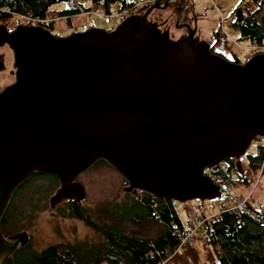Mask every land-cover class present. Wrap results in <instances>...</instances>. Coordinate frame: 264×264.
<instances>
[{
	"label": "water",
	"instance_id": "95a60500",
	"mask_svg": "<svg viewBox=\"0 0 264 264\" xmlns=\"http://www.w3.org/2000/svg\"><path fill=\"white\" fill-rule=\"evenodd\" d=\"M170 4L115 31L61 37L42 26L0 25L15 70L0 92V264L31 238L5 237L1 222L37 174L59 181L55 208L85 199L77 179L100 161L126 180L127 193L180 203L221 197L207 168L235 160L243 173L241 159L264 138V53L231 62L212 52L197 23L182 24L183 13L176 28L187 32L173 39L149 19Z\"/></svg>",
	"mask_w": 264,
	"mask_h": 264
},
{
	"label": "trees",
	"instance_id": "16d2710c",
	"mask_svg": "<svg viewBox=\"0 0 264 264\" xmlns=\"http://www.w3.org/2000/svg\"><path fill=\"white\" fill-rule=\"evenodd\" d=\"M135 1L0 0V23L8 25L15 17L27 21L33 19L40 21L38 26L53 32L58 21L66 20L71 27L73 17L80 15L82 10L90 11L100 2H105L109 8L124 9L132 6ZM243 1L245 3L239 4L232 13L236 17L232 27L238 32L240 42H256L264 47V0ZM59 4L64 7L55 9ZM175 4L178 5L175 10L176 17H179L184 11L185 0H177ZM151 6L153 5L145 8L142 14ZM184 17L186 19L187 15ZM30 20L28 25L33 24ZM212 41L213 53L238 64L247 61L229 51V40L221 28L213 34ZM223 49H228L232 58L226 57ZM254 55L256 54H252ZM263 160L264 145L257 146L253 153H247L241 159L243 173L239 172V175L242 184L250 186ZM227 163L230 169H237L235 160ZM101 165L107 163L100 161L95 167ZM39 179L53 180V183L49 182L52 187L59 185L57 178L40 174L22 185L14 195L1 222L4 235L9 229L10 222L22 216L21 213L14 211L18 196L30 183ZM153 198L152 195L142 192L136 195L126 194L122 205L107 204L100 207L97 210L98 221L94 220L82 204L67 201L68 215L66 213L62 215L83 222L94 232L95 239L60 242L40 250L34 249L29 240L3 264H203L205 260L211 264H264V211L254 208L241 214L223 212L212 218L202 230L206 244L198 239L194 247L166 262L168 253H172L181 242L174 230L185 225L171 200ZM155 211L160 215L161 222L156 219ZM207 211L208 209L204 208L196 212ZM155 224L160 226L157 235H145L144 231L148 233L146 230ZM128 225L131 228H128Z\"/></svg>",
	"mask_w": 264,
	"mask_h": 264
},
{
	"label": "rangeland",
	"instance_id": "374dc122",
	"mask_svg": "<svg viewBox=\"0 0 264 264\" xmlns=\"http://www.w3.org/2000/svg\"><path fill=\"white\" fill-rule=\"evenodd\" d=\"M176 3V2H175ZM172 3L167 9L154 10L149 19L161 18L163 21L172 26L171 37L178 39L183 36L182 30L176 28V24L180 16L176 17L175 10L178 5ZM245 3L243 0H188L185 1V8L182 17V24L188 23L192 27L197 23L199 36L202 40L209 42L213 41V34L218 28L225 30L232 36H237V31L232 27L235 21V16L232 15L236 7ZM64 5L59 4L55 9H62ZM187 8L189 10L187 11ZM185 15H187L185 19ZM169 21V22H168ZM25 19L15 17L7 28L15 29L21 25H28ZM72 26H69L66 20L58 21L55 24L53 34L56 36L65 37L72 33L83 32L90 28H98L111 31L113 22L110 19L94 16V15H78L71 19ZM169 29V28H168ZM166 30V29H165ZM235 38V37H234ZM229 51L233 52L239 58L245 61L252 57V54L238 50L229 41ZM228 49H223V53L228 58H232ZM0 55L3 58L5 68L0 72V92L7 86L15 82L14 75V56L13 52L8 47H0ZM264 145V138H257L253 142L249 150V154L253 153L257 146ZM82 183L86 190L85 199L80 202L90 212L94 220L98 221L97 210L107 204L122 205L126 199L125 188L128 186L126 180L109 164L92 167L80 175L77 179ZM49 182L53 180L39 179L30 183L26 189L18 196L14 211L21 213L18 219L10 222L9 229L5 237H11L21 232H27L30 235V241L34 249H43L51 244L60 242H76L81 239H95L94 232L91 231L83 222L70 217H65L62 213H66V202L61 203L55 208L51 207L50 200L55 194L60 184L52 187ZM251 181L250 186H253ZM262 195L264 197V178L261 184ZM245 192V191H244ZM140 193V192H139ZM260 192H257L259 197ZM179 203V214L186 227H189V214L202 211L204 208H213V212L218 211L216 201H189L187 203ZM192 211L193 213H190ZM208 212V211H207ZM128 228H131L129 225ZM160 226L155 224L150 226L145 235L156 236ZM5 234V233H4ZM199 245V244H198ZM197 245V246H198ZM201 246V245H200ZM200 248V255H202ZM203 264H211L206 260Z\"/></svg>",
	"mask_w": 264,
	"mask_h": 264
},
{
	"label": "built area",
	"instance_id": "2783aa9c",
	"mask_svg": "<svg viewBox=\"0 0 264 264\" xmlns=\"http://www.w3.org/2000/svg\"><path fill=\"white\" fill-rule=\"evenodd\" d=\"M167 1L175 3L177 0H136L135 3L124 9L109 8L105 2H100L97 6L93 7L90 11L82 10L80 15H94L103 18L110 19L113 22L111 31H115L117 27L125 21L127 18L136 15H142V11L149 5L159 4L163 6ZM187 4H188V0ZM189 8H187L188 10ZM30 19H28L29 21ZM32 25H36L40 22L38 20H30ZM223 33L229 41L240 51L250 54H263L264 47L260 46L256 42L242 43L237 36L228 34L225 30ZM235 37V38H234ZM205 174L211 177L215 184L220 186L221 197L216 201L218 207L217 212H213V208L208 209V212H196L189 214L188 224L189 227L176 228L175 234L181 239L180 244L175 248L172 253H168V259L171 260L177 254H183L190 248L194 247L198 242V239L203 244H206L203 236V228L206 226L209 220L219 216L223 212H237L239 214L248 212L250 208L259 209L264 211V197L262 195L261 184L264 178V160L260 166V169L254 174L253 186H245L240 181V175L237 169H230L227 162L217 164L213 167L207 168ZM245 191V192H244ZM260 192L259 197L257 192ZM172 205L177 212L180 208L178 202L171 200ZM157 207V204H155ZM157 220L160 221V215L157 211L154 212ZM161 222V221H160Z\"/></svg>",
	"mask_w": 264,
	"mask_h": 264
},
{
	"label": "flooded vegetation",
	"instance_id": "af4514ba",
	"mask_svg": "<svg viewBox=\"0 0 264 264\" xmlns=\"http://www.w3.org/2000/svg\"><path fill=\"white\" fill-rule=\"evenodd\" d=\"M151 19V18H150ZM152 21L153 22H155V23H158V25H159V27L162 29V30H165V29H170V35H171V32H172V26L169 24V26H168V24L166 23V21H163L161 18H158V19H152ZM169 22V21H168ZM16 29V28H15ZM15 29H11V28H8V30H9V32H12V31H14ZM182 32L183 33H185L186 34V30L185 29H183L182 30ZM53 33V32H52ZM198 34H199V31H198ZM172 36V35H171ZM173 38V37H172ZM4 47H8L7 45H5ZM9 48V47H8ZM10 49V48H9ZM14 75H15V72H14ZM29 240H30V238H29Z\"/></svg>",
	"mask_w": 264,
	"mask_h": 264
},
{
	"label": "bare ground",
	"instance_id": "6f19581e",
	"mask_svg": "<svg viewBox=\"0 0 264 264\" xmlns=\"http://www.w3.org/2000/svg\"><path fill=\"white\" fill-rule=\"evenodd\" d=\"M253 145V144H252ZM147 194V193H146ZM141 195V194H140ZM154 199V198H153ZM158 210V209H157Z\"/></svg>",
	"mask_w": 264,
	"mask_h": 264
}]
</instances>
